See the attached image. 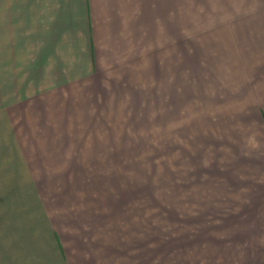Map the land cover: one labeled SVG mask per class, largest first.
<instances>
[{"label": "crops", "instance_id": "crops-1", "mask_svg": "<svg viewBox=\"0 0 264 264\" xmlns=\"http://www.w3.org/2000/svg\"><path fill=\"white\" fill-rule=\"evenodd\" d=\"M218 24L191 68H211L206 172L223 207L236 202L239 249L236 258L208 264H264V15ZM144 68H158L168 99L160 103L177 113L181 0H0V208L73 202L78 186L101 183L104 165L80 138L88 121L117 105L114 84L133 82L140 71L142 78ZM65 226L66 238L55 231L52 256L40 254L39 264H148L107 247L102 255L104 243L83 225Z\"/></svg>", "mask_w": 264, "mask_h": 264}, {"label": "rangeland", "instance_id": "rangeland-1", "mask_svg": "<svg viewBox=\"0 0 264 264\" xmlns=\"http://www.w3.org/2000/svg\"><path fill=\"white\" fill-rule=\"evenodd\" d=\"M263 9L264 0H181L177 113L173 104L160 103L168 99L160 96L158 68H144L142 78L140 71L133 82L114 84L117 105L88 121L87 135L80 138L88 155L103 163L99 177L104 176L94 178L102 182L78 186L83 192L73 202L49 200L37 208L25 200L6 202L0 208V264H39L40 254L48 250L50 256L55 231L63 240L65 225L73 223L105 244L102 255L107 247L113 256L142 257L148 264L236 258V202L225 201L223 207L221 192L214 193L216 179L206 172L207 141L214 132L206 116L211 68H191V60L205 54L203 38L216 32L223 18L264 15Z\"/></svg>", "mask_w": 264, "mask_h": 264}]
</instances>
